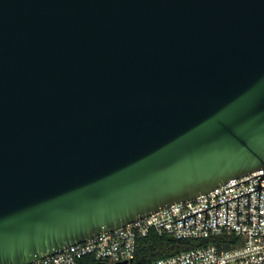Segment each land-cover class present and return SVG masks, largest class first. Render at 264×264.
Instances as JSON below:
<instances>
[{
  "label": "water",
  "instance_id": "1",
  "mask_svg": "<svg viewBox=\"0 0 264 264\" xmlns=\"http://www.w3.org/2000/svg\"><path fill=\"white\" fill-rule=\"evenodd\" d=\"M262 169L264 0H0V264Z\"/></svg>",
  "mask_w": 264,
  "mask_h": 264
},
{
  "label": "built area",
  "instance_id": "2",
  "mask_svg": "<svg viewBox=\"0 0 264 264\" xmlns=\"http://www.w3.org/2000/svg\"><path fill=\"white\" fill-rule=\"evenodd\" d=\"M263 174L264 169L232 179L207 194L177 203L31 264H82L87 259V264L93 261L97 264H138L139 243L151 235L177 241L210 242L150 264H264V188L261 194L257 190L260 183L264 187V179L260 176ZM247 193H250V209ZM237 197H240L239 218ZM204 210H207V222Z\"/></svg>",
  "mask_w": 264,
  "mask_h": 264
},
{
  "label": "trees",
  "instance_id": "3",
  "mask_svg": "<svg viewBox=\"0 0 264 264\" xmlns=\"http://www.w3.org/2000/svg\"><path fill=\"white\" fill-rule=\"evenodd\" d=\"M209 242L210 240L177 241L168 237L160 238L156 235H151L148 239L143 240L139 243L137 263L150 264L155 260L189 251L196 247L206 245ZM87 261L88 259L83 261L82 264H87ZM92 264L97 263L93 261Z\"/></svg>",
  "mask_w": 264,
  "mask_h": 264
}]
</instances>
